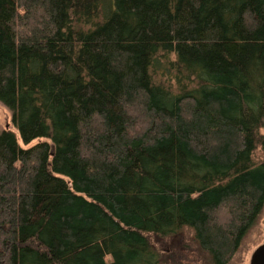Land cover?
<instances>
[{"label": "trees", "instance_id": "trees-1", "mask_svg": "<svg viewBox=\"0 0 264 264\" xmlns=\"http://www.w3.org/2000/svg\"><path fill=\"white\" fill-rule=\"evenodd\" d=\"M0 103V264H228L264 207V0H0Z\"/></svg>", "mask_w": 264, "mask_h": 264}, {"label": "rangeland", "instance_id": "rangeland-1", "mask_svg": "<svg viewBox=\"0 0 264 264\" xmlns=\"http://www.w3.org/2000/svg\"><path fill=\"white\" fill-rule=\"evenodd\" d=\"M10 129L15 132L20 146L27 147L20 139L17 128L12 122V113L0 103V130ZM264 132V130H263ZM256 158L261 159L262 154L256 151ZM151 244L155 246L161 255V264H210L207 256L200 250L193 239V231L183 228L176 235L159 237L149 235ZM264 243V207L258 216L255 225L244 236L237 252L233 255L228 264H250L253 252Z\"/></svg>", "mask_w": 264, "mask_h": 264}, {"label": "water", "instance_id": "water-1", "mask_svg": "<svg viewBox=\"0 0 264 264\" xmlns=\"http://www.w3.org/2000/svg\"><path fill=\"white\" fill-rule=\"evenodd\" d=\"M250 264H264V243L253 252Z\"/></svg>", "mask_w": 264, "mask_h": 264}]
</instances>
